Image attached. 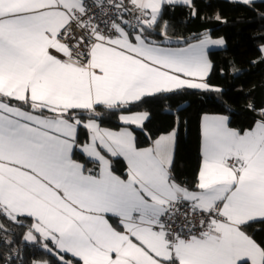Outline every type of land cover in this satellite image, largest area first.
<instances>
[{"label": "snow or ice", "instance_id": "6c2138e0", "mask_svg": "<svg viewBox=\"0 0 264 264\" xmlns=\"http://www.w3.org/2000/svg\"><path fill=\"white\" fill-rule=\"evenodd\" d=\"M177 8L197 15L195 0H0V264H264V102L245 105L246 127L201 117L190 182L179 116L153 133L133 111L223 91L208 49L224 38L171 46Z\"/></svg>", "mask_w": 264, "mask_h": 264}, {"label": "trees", "instance_id": "16d2710c", "mask_svg": "<svg viewBox=\"0 0 264 264\" xmlns=\"http://www.w3.org/2000/svg\"><path fill=\"white\" fill-rule=\"evenodd\" d=\"M195 5L197 8L195 18L188 15L186 8H177L167 14L172 23L169 31L172 38L171 46L183 47L185 43H194V37L205 30L214 39L223 37L225 48L209 52L213 63L209 83L220 87L222 93L189 90L180 94H170L166 99H154L133 109L150 112L146 128L153 133L169 129L175 117L179 116L175 174L179 180L189 182L199 165L201 117L205 114H229L230 126L246 127L248 121L245 119V105L250 100L258 105L264 102V63L252 64L260 55L259 47L264 45V20L259 17V13L264 12V3L258 1L254 8H248L226 0H195ZM217 14L226 23L217 21L215 19ZM233 67L242 70V74L233 73L231 71ZM225 105H230L231 113ZM118 125L115 115L106 117L102 123V126L109 128H117ZM137 136L141 141L145 139L139 130ZM122 168V163L116 165L118 174ZM255 238L264 241V232H257ZM29 256L30 253L25 251V260Z\"/></svg>", "mask_w": 264, "mask_h": 264}, {"label": "crops", "instance_id": "0c3cea01", "mask_svg": "<svg viewBox=\"0 0 264 264\" xmlns=\"http://www.w3.org/2000/svg\"><path fill=\"white\" fill-rule=\"evenodd\" d=\"M226 1H229V0H226ZM258 1H260V0H256V2H258ZM225 46H226V44H225L224 46H222V47H210V48L208 49V53H209L210 51L222 50V49L225 48Z\"/></svg>", "mask_w": 264, "mask_h": 264}]
</instances>
